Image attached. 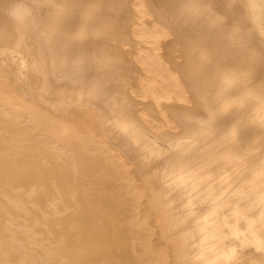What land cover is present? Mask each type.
Listing matches in <instances>:
<instances>
[{"label":"bare ground","instance_id":"bare-ground-1","mask_svg":"<svg viewBox=\"0 0 264 264\" xmlns=\"http://www.w3.org/2000/svg\"><path fill=\"white\" fill-rule=\"evenodd\" d=\"M213 2L0 0V261L264 264L262 73L207 77Z\"/></svg>","mask_w":264,"mask_h":264},{"label":"snow or ice","instance_id":"snow-or-ice-1","mask_svg":"<svg viewBox=\"0 0 264 264\" xmlns=\"http://www.w3.org/2000/svg\"><path fill=\"white\" fill-rule=\"evenodd\" d=\"M116 7V6H113ZM187 7V6H185ZM257 6L254 3L240 4L235 0H214L213 3L202 6V25L201 30L206 40L207 47L201 52V62L207 77L210 79L213 75L219 76L221 73L227 75L224 68V62L218 60L211 54V48L215 46H226L235 57H244L255 64L259 62L262 83L260 103L264 106V2L260 5L261 17L259 23V37L256 32L250 28V14H246L245 9L254 10ZM12 16L18 21H22L23 17L16 7L12 8ZM171 22L161 23L160 36H167L168 32L173 31V25L178 26L183 19V12L180 7H176V11L170 12ZM113 37H117L118 33L113 27ZM259 39V44L256 41ZM119 61V57L115 56L112 63L115 65ZM174 79H178L174 77ZM133 97L137 96L134 91L131 93ZM205 123V121H200ZM264 222V217H262ZM260 250L264 251V240L260 241ZM0 264H5L0 261Z\"/></svg>","mask_w":264,"mask_h":264}]
</instances>
